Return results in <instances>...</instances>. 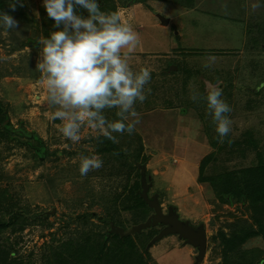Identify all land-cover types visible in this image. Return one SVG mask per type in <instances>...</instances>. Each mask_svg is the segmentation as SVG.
Segmentation results:
<instances>
[{"label":"rangeland","instance_id":"obj_1","mask_svg":"<svg viewBox=\"0 0 264 264\" xmlns=\"http://www.w3.org/2000/svg\"><path fill=\"white\" fill-rule=\"evenodd\" d=\"M174 1L119 4L123 22L140 37L130 64L134 71L150 70L145 91L151 92L134 105L140 123L133 134L113 133L119 141L113 143L82 127L81 140L74 144L59 131L62 122L51 118L55 109L36 70L42 47L38 41L63 25L54 27L44 0H18L15 11L9 7L11 0H0V12L18 21L16 29L0 27V102L15 129L5 130L0 121V263L6 249L12 253L8 259L18 264H77L81 259L87 264H130L123 258L109 260L100 245L113 247L122 241L104 238L116 234L114 225L128 230L155 213L133 192L140 174L163 212L172 208L183 221L203 226L208 237L205 256L198 261V250L179 235L155 242L162 225L129 234L147 264H219L226 250L221 238L241 219L262 233L244 246L261 249L264 258V203L255 207L250 201L221 202L212 185L198 180L202 160L211 154L215 157L207 175L258 164L262 156L227 143L249 129L261 133L260 138L264 135V86L259 89L264 80V0H196L195 7ZM253 4L260 6L253 10ZM209 85L220 87L221 99L232 108L227 114L231 131L223 143L207 108ZM193 94L199 99H191ZM117 111L105 109L103 114L115 121ZM20 127L38 135L39 147L48 156L39 157L34 148L38 141L19 133ZM112 147L115 154H134L136 168L129 157L117 161L114 153L109 159L101 152ZM93 155L103 166L81 176V157ZM69 238L74 240L68 246L72 250L64 252ZM74 248L81 250L79 255Z\"/></svg>","mask_w":264,"mask_h":264},{"label":"clouds","instance_id":"obj_2","mask_svg":"<svg viewBox=\"0 0 264 264\" xmlns=\"http://www.w3.org/2000/svg\"><path fill=\"white\" fill-rule=\"evenodd\" d=\"M18 0H11L9 7L15 11ZM23 6L22 4L20 5ZM49 18L55 21L50 37L41 38L40 59L36 70L40 84L46 92L48 103L55 109L53 120L62 122L59 131L74 144L81 140L82 127L119 143L113 133L129 135L140 123L135 110L137 101L143 103L151 89L145 86L151 80L148 68L134 71L131 53L140 42L139 34L122 20L119 11H100L97 0H44ZM260 5L253 4L255 10ZM87 10L88 17L76 13V8ZM0 27L6 31L16 29L18 21L6 12H0ZM214 62L215 57H209ZM209 67V64H205ZM222 97V89L209 85L206 95L207 108L216 124L220 143L231 131L227 115L232 108ZM194 101L199 96L193 94ZM117 109L118 120L109 121L105 109ZM131 118V122L130 121ZM103 166L98 156L81 157L80 174L86 176Z\"/></svg>","mask_w":264,"mask_h":264},{"label":"trees","instance_id":"obj_3","mask_svg":"<svg viewBox=\"0 0 264 264\" xmlns=\"http://www.w3.org/2000/svg\"><path fill=\"white\" fill-rule=\"evenodd\" d=\"M125 0H97L98 4L100 5V11L105 13H110L114 11H118V7L120 6V3H124ZM135 2H147L146 0H134ZM174 2L183 4L188 7H195L196 0H175ZM6 4H4L5 6ZM81 12L84 16L86 15L88 17L87 10L78 7L77 13ZM49 33L47 32V36ZM29 45L34 46L35 44L29 43ZM260 45V44H257ZM261 89L264 86V80L259 84ZM257 94L259 91H255ZM7 108L0 102V121L2 122L3 126H5V130L9 132H14V126L7 120ZM19 133H23L25 136L30 135L31 138L38 141L39 144L34 145V148H36V153L39 154V157H46L48 156V151H44L42 153L43 149L39 147L40 143L42 144L41 139L38 137L37 134L31 135V133H28V131L24 130V128L20 127ZM260 134L258 132V135H256L253 132V129L247 130L244 134H242L236 139H234L233 142L227 143L230 147L233 146L234 148L240 149V150H255L257 152V155L260 156L259 163L238 168V169H227V171H224L219 174H212L207 175L205 172H207V167L212 160V158L215 157V155L211 154L207 156L205 159L202 160V164L200 166V173H199V182L200 183H209L213 186L215 195L217 196L218 200L221 202H225L227 204H233L235 200L238 201H250L255 207L262 206V203H264V135L260 138ZM231 137H227V141ZM29 146L32 144L30 141L28 142ZM217 144V143H216ZM41 146V145H40ZM243 146H245V149H241ZM143 146H140L139 151L142 150ZM217 147V146H216ZM220 148V147H219ZM262 148V151H261ZM100 149V148H99ZM117 149V148H116ZM39 150V151H38ZM101 150V149H100ZM105 155L109 156V159L112 158V154L114 153L115 159L117 161L121 158L125 160L126 157L130 158L129 164L132 165V167L136 168V163L138 162L135 158L134 154H129L127 156V153L119 151V153L115 154V147L112 148H103V151ZM138 156V154H137ZM140 177L142 175L140 174L138 176L139 179L135 181L133 192L135 196L140 199L141 203L149 208L150 205L145 201L142 195L141 190V180ZM221 189H220V188ZM213 190V189H212ZM136 208H139V206H136ZM154 212V209H153ZM112 223V220L109 219L108 224ZM263 224V223H262ZM261 224V226H262ZM243 225V228L242 227ZM264 225V224H263ZM255 225L245 221L244 219H241V221H237L234 224H231L230 226V233L228 235L223 236L221 239L224 242L225 251L220 255L221 261L219 264H258L261 261L264 262V258L262 257V250L259 248H246L244 244L248 241V239L258 238L262 235L261 232L258 231L257 228L254 227ZM112 231L116 232V234H110L108 233L104 236L106 240H112V239H119L122 241H119V243L113 244V247L107 246L106 243H101L100 248L102 249L101 253L105 254L107 258L110 260L111 258L120 260L123 258V260H129L128 263L130 264H147L146 260L142 258V256L138 253L139 252V245L135 242L133 237L131 235H123L118 230L120 228L118 225H114L112 227ZM263 231V229H262ZM105 234V233H104ZM140 234V233H139ZM138 235V233L136 234ZM164 237V236H163ZM162 237V238H163ZM159 238V239H162ZM71 240V241H70ZM115 240V241H116ZM72 241H74L72 238H69L68 240L64 241V246H66L65 251L72 250L68 246H73ZM159 241L158 239H155V242ZM120 244H122L120 246ZM154 244V242L152 243ZM110 245V243H109ZM63 246V247H64ZM108 247V248H106ZM76 250V248H74ZM100 249V250H101ZM4 253L2 263L0 264H18L17 262L14 263L13 259H8V256L12 254L10 251H5L6 249H3ZM73 250V252L77 255L80 254L81 250L76 251ZM149 253V251H148ZM90 258V255L87 257ZM61 259V258H60ZM82 263L77 264H87L83 259ZM122 260V261H123ZM65 262V261H64Z\"/></svg>","mask_w":264,"mask_h":264},{"label":"water","instance_id":"obj_4","mask_svg":"<svg viewBox=\"0 0 264 264\" xmlns=\"http://www.w3.org/2000/svg\"><path fill=\"white\" fill-rule=\"evenodd\" d=\"M165 23H168L167 20ZM145 166L143 167V170ZM143 180V190L142 195L145 201L155 210V213L143 223H140L128 230L118 228L123 235L134 234L141 232L144 229H147L151 226L164 225L165 227L160 231V233L155 237V239L162 238L168 234L179 235L180 238L184 239L187 244L192 245L198 250L197 260L201 261L205 256L207 250V234L203 226L198 228L192 227L189 222L183 221L180 219L179 215L171 208L169 213H164L159 203L158 198L155 196L151 198L149 196V184L145 181V175L142 176ZM154 239V240H155Z\"/></svg>","mask_w":264,"mask_h":264},{"label":"flooded vegetation","instance_id":"obj_5","mask_svg":"<svg viewBox=\"0 0 264 264\" xmlns=\"http://www.w3.org/2000/svg\"><path fill=\"white\" fill-rule=\"evenodd\" d=\"M161 204V203H160ZM161 207H162V205H161ZM167 209H169V208H167ZM163 210V209H162ZM171 210V208L169 209V211ZM169 211L167 210V211H164V213L166 214L167 212L169 213ZM154 212H155V210H154ZM180 217V216H179ZM180 219H181V217H180ZM163 227H162V229L165 227L164 225H162ZM192 227H194V228H198L199 226H194V225H191ZM161 229V230H162Z\"/></svg>","mask_w":264,"mask_h":264}]
</instances>
